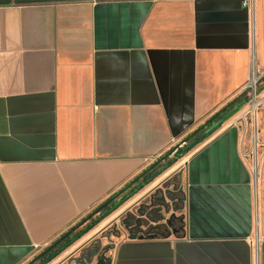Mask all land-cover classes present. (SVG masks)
<instances>
[{
	"label": "crops",
	"instance_id": "0c3cea01",
	"mask_svg": "<svg viewBox=\"0 0 264 264\" xmlns=\"http://www.w3.org/2000/svg\"><path fill=\"white\" fill-rule=\"evenodd\" d=\"M245 1L0 0V264H27L241 99L264 72V0ZM258 115L254 167L229 117L182 162V228L138 227L112 264H264V101Z\"/></svg>",
	"mask_w": 264,
	"mask_h": 264
},
{
	"label": "rangeland",
	"instance_id": "374dc122",
	"mask_svg": "<svg viewBox=\"0 0 264 264\" xmlns=\"http://www.w3.org/2000/svg\"><path fill=\"white\" fill-rule=\"evenodd\" d=\"M259 87L256 92L253 90L243 91L241 99L244 103L231 116L230 120L231 124L238 126L248 138L246 156L253 167L256 148L255 136L258 129L256 120L258 114L262 111L264 78L261 79ZM186 138L176 145L173 150L170 149V151L154 160L152 164H154L158 175L150 183L123 202L109 216L96 224L48 264H112L116 243L129 236V227L134 226L138 220L140 223L139 228L142 226L146 229L155 226V224L158 226L164 224V228H172V224H174L176 227L182 228L185 203L182 162L196 147L188 151L187 149L194 137L188 141L185 140ZM183 151H185V154L180 157L178 154ZM173 161L175 162L171 164ZM140 180L141 178L132 182L111 202L113 204L119 203L121 197L128 194L130 189L135 187ZM101 213L96 211V208L93 209L75 224L77 227L73 233L99 218ZM171 220H173L172 224L170 223ZM34 260L33 258L32 261ZM33 264H39V261L33 262Z\"/></svg>",
	"mask_w": 264,
	"mask_h": 264
},
{
	"label": "trees",
	"instance_id": "16d2710c",
	"mask_svg": "<svg viewBox=\"0 0 264 264\" xmlns=\"http://www.w3.org/2000/svg\"><path fill=\"white\" fill-rule=\"evenodd\" d=\"M244 101L242 99H237L228 105L224 106L222 109H220L218 112H216L211 118H209L203 125H201L199 128H197L195 131L190 133L186 141L194 139L190 142V146L187 149L188 151L191 150L193 147H195L197 144L204 141L206 138H208L214 131H216L218 128L221 127V125L232 115H234L243 105ZM185 150V151H187ZM185 151H183L181 154H178L180 157L185 154ZM175 161L171 162L173 164ZM170 164V165H171ZM152 166V165H151ZM149 166L147 169H145L142 173H140L138 176L134 178V180L128 182L122 189L112 194L107 200L104 202H107L110 198H114L117 196L122 190L127 188L131 185L132 182L135 180L137 181L139 178H141L140 182L137 183V185L130 189L128 194L121 197L120 202L113 204L111 201L102 209L98 210V208L104 203H101L99 206L96 207V211L102 212L99 218L93 220L90 222L87 226L84 228L76 231L73 233V231L76 229L77 225L71 227L74 228V230L67 236H65L63 239L58 241L56 240L52 243L55 245L49 249L46 250V248L43 250V254L39 257H37L35 260L39 261V264H48L53 259H55L58 255H60L63 251H65L68 247H70L72 244H74L77 240H79L83 235H85L90 229H92L96 224H98L100 221H102L105 217L110 215L114 210H116L123 202L131 198L136 192H138L140 189H142L145 185L150 183L157 175L158 172L155 171V168ZM173 223V220L170 222ZM178 228L174 224H172V228ZM161 226H157L155 228L149 227L146 232L148 236H155L159 234H168L169 231L164 229L163 231L160 229ZM65 233H63L61 236H64Z\"/></svg>",
	"mask_w": 264,
	"mask_h": 264
},
{
	"label": "water",
	"instance_id": "95a60500",
	"mask_svg": "<svg viewBox=\"0 0 264 264\" xmlns=\"http://www.w3.org/2000/svg\"><path fill=\"white\" fill-rule=\"evenodd\" d=\"M154 167V164H152L151 168ZM113 198H110L107 202H104L99 208L98 210L102 209L103 207H105L110 201H112ZM138 226H140V223H139V220L136 221V224L134 226H131L129 227V237L130 238H137L138 234H139V228ZM74 230V228H70L69 230H67L64 234V236H60L55 243H57L58 241H60L61 239H63L65 236L69 235L72 231ZM54 244H51L50 246H48L46 248V250H49L51 249L54 245ZM43 254V252H41L38 256H36L34 259H36L37 257L41 256Z\"/></svg>",
	"mask_w": 264,
	"mask_h": 264
},
{
	"label": "built area",
	"instance_id": "2783aa9c",
	"mask_svg": "<svg viewBox=\"0 0 264 264\" xmlns=\"http://www.w3.org/2000/svg\"><path fill=\"white\" fill-rule=\"evenodd\" d=\"M250 0H246L245 3L248 4ZM264 78V72L261 71H252V73L250 74V78L248 80V82L246 83L244 90H253L254 92L257 91L258 88H260V82L261 79ZM264 101V98H263Z\"/></svg>",
	"mask_w": 264,
	"mask_h": 264
},
{
	"label": "flooded vegetation",
	"instance_id": "af4514ba",
	"mask_svg": "<svg viewBox=\"0 0 264 264\" xmlns=\"http://www.w3.org/2000/svg\"><path fill=\"white\" fill-rule=\"evenodd\" d=\"M37 260H34V261H29L27 264H30V262H31V264H33V262H36Z\"/></svg>",
	"mask_w": 264,
	"mask_h": 264
}]
</instances>
